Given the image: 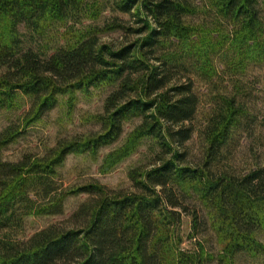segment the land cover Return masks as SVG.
I'll list each match as a JSON object with an SVG mask.
<instances>
[{
  "label": "trees",
  "instance_id": "trees-1",
  "mask_svg": "<svg viewBox=\"0 0 264 264\" xmlns=\"http://www.w3.org/2000/svg\"><path fill=\"white\" fill-rule=\"evenodd\" d=\"M105 11L122 18L82 25ZM54 31L63 43L49 48ZM102 90L97 132L3 159L60 100L71 114L78 94ZM25 106L0 132V264L264 263V0H0V113ZM135 122L102 167L150 141L129 188L64 185L69 155L96 158ZM77 196L67 219L26 239L27 219L61 217Z\"/></svg>",
  "mask_w": 264,
  "mask_h": 264
},
{
  "label": "rangeland",
  "instance_id": "rangeland-1",
  "mask_svg": "<svg viewBox=\"0 0 264 264\" xmlns=\"http://www.w3.org/2000/svg\"><path fill=\"white\" fill-rule=\"evenodd\" d=\"M112 17L122 18L120 15H113L109 11H105L97 22H91L84 19L83 26H102L104 21ZM124 18V17H123ZM127 20V18H124ZM61 31V30H60ZM23 34L24 30L20 28ZM62 32V31H61ZM60 32V33H61ZM117 34L110 35L109 38L117 39ZM47 39V38H46ZM49 48L57 41L62 44L63 40L59 33L54 31L49 36ZM24 48H33L25 40ZM109 90L96 91L92 97L84 98L78 94V100L71 114L68 112L66 103L62 100L59 106L45 116L42 122L31 127L16 144L9 146L3 151V159L8 162L19 161L24 155L31 154L41 156L47 149L55 146L58 139L68 136L84 135L86 133L97 132L99 127L90 120L94 115L102 113V107ZM27 106L20 110L10 113H0V132L10 124L16 122ZM137 122L128 124L124 127L120 140L113 146L102 149L96 158L88 155H69L64 162V166L60 169L61 180L65 186L81 184L88 180H94L98 184L112 190H125L129 188L128 173L138 167H146L153 154V144L150 141H144L143 144L127 159L120 161L110 170L104 171L103 166L107 163L109 154L119 150L126 143L127 135L136 127ZM264 135V132H263ZM243 143V142H242ZM251 145V141H245L243 149L239 157L243 156L247 148ZM195 148V146H194ZM107 168H105L106 170ZM86 199L85 196L70 197L64 204V215L54 218H29L25 223V237L30 238L33 234L45 229L51 224L61 222L67 219L77 207ZM191 231L190 219L183 217L180 229L182 237L181 249L183 251L192 252L195 247L191 241L187 239ZM209 243L205 246L210 253H217L216 244L208 234ZM238 264H264L263 262H253L247 258H240Z\"/></svg>",
  "mask_w": 264,
  "mask_h": 264
}]
</instances>
